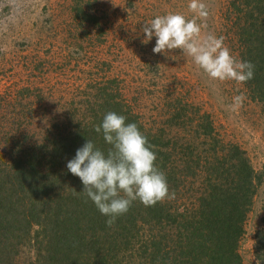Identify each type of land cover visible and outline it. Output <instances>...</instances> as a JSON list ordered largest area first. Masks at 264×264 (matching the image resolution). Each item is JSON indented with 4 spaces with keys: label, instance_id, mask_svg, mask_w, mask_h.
I'll use <instances>...</instances> for the list:
<instances>
[{
    "label": "trees",
    "instance_id": "16d2710c",
    "mask_svg": "<svg viewBox=\"0 0 264 264\" xmlns=\"http://www.w3.org/2000/svg\"><path fill=\"white\" fill-rule=\"evenodd\" d=\"M248 1H232L231 7L244 46L240 58L255 65L244 87L264 106V4ZM97 91L89 117L58 120L36 141H18L7 156L0 153V264H244L238 243L258 179L245 152L223 141L209 115L186 101L171 104L165 126L149 131L109 86ZM109 111L138 125L176 193L155 206L133 202L112 227L66 167L87 139L107 152L110 145L94 129ZM167 126L183 133L170 134ZM144 225L157 232L143 235ZM171 227L176 240L166 243ZM30 237L34 256L18 261ZM131 247L141 253L137 263L131 262ZM255 250L264 264V230L256 234Z\"/></svg>",
    "mask_w": 264,
    "mask_h": 264
},
{
    "label": "rangeland",
    "instance_id": "374dc122",
    "mask_svg": "<svg viewBox=\"0 0 264 264\" xmlns=\"http://www.w3.org/2000/svg\"><path fill=\"white\" fill-rule=\"evenodd\" d=\"M232 1L241 2L204 0L209 15L198 22L205 25L204 34L222 37L232 55L241 59L244 46L238 40ZM252 1L264 4L248 2ZM188 4L189 0H0V153L7 156L18 141H36L58 120L89 117L95 107L91 103L101 95L97 88L104 84L149 131L165 126L171 104L186 101L209 115L223 141L239 145L256 172V193L238 251L244 264H261L255 237L264 230V106L250 98L244 84L211 81L180 50L154 54L155 36L142 43L144 22L167 13L192 19ZM241 94L246 97L243 105L229 110L233 97ZM170 127H165L170 134L183 133ZM172 229L166 243L176 238ZM141 232L153 236L157 230L144 225ZM31 237L21 246L18 261L34 256ZM130 255L132 263L141 259L134 247Z\"/></svg>",
    "mask_w": 264,
    "mask_h": 264
},
{
    "label": "clouds",
    "instance_id": "9594fccd",
    "mask_svg": "<svg viewBox=\"0 0 264 264\" xmlns=\"http://www.w3.org/2000/svg\"><path fill=\"white\" fill-rule=\"evenodd\" d=\"M188 9L193 13L192 19L181 13H167L144 22L142 43H149L155 36L154 54L167 56L173 50H180L211 81L245 84L253 79L252 62L232 55L222 37L203 33L205 25L198 21L206 20L209 15L204 0H189ZM245 99L242 94L233 97L229 110H238ZM94 130L102 131L104 141L110 145L107 152L87 139L66 167L80 178L84 186L80 192L107 217L108 227L127 214L135 201L149 207L176 198L166 174L155 163L157 155L153 146L136 123H126L124 115L109 111Z\"/></svg>",
    "mask_w": 264,
    "mask_h": 264
}]
</instances>
